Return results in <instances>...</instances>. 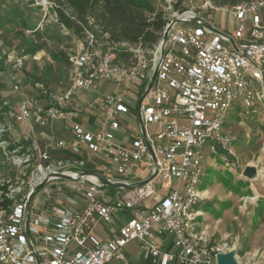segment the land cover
<instances>
[{
	"label": "built area",
	"instance_id": "built-area-1",
	"mask_svg": "<svg viewBox=\"0 0 264 264\" xmlns=\"http://www.w3.org/2000/svg\"><path fill=\"white\" fill-rule=\"evenodd\" d=\"M160 1L167 20L163 35L172 26L163 57L162 39L153 49H144L112 44L86 32L70 58L68 87L48 99L42 89L47 104L25 96L17 102L20 112L15 115L21 123L44 128L66 121L72 108L80 110L84 93L96 91L98 83H114L118 91L103 97L98 133L75 123L76 139L57 141L49 146L52 151H31L23 146L11 149L2 139L7 129L0 124V150L10 174L0 177V264H130L125 248L132 243L138 244L139 256L153 264H211L223 252L195 232L200 214L196 207L204 199L199 186L208 153L236 170L238 159L231 158L236 138L227 130L233 101L239 100L248 113L264 116L256 109L257 102L264 103V0L224 8L212 0ZM43 4L51 5L47 0ZM215 11L228 13L230 33L203 16ZM197 18L223 34L186 23ZM178 20L184 23H175ZM118 48L129 50L127 62L116 61ZM22 64L18 60L14 70ZM157 68L139 111L144 132L139 125L132 141L118 143L121 117L139 103ZM88 107L96 109L93 102ZM55 151L72 157L56 159L51 154ZM87 156L102 159L104 171L99 175L107 179L147 182L110 194L96 178L86 176L94 173L85 169ZM54 173L74 181L51 177ZM46 178L42 191L47 196L38 193L27 213L31 194ZM64 193L70 198L58 204ZM119 213L128 214L127 222L108 240L96 238L97 228L111 224ZM167 236L179 256L163 251Z\"/></svg>",
	"mask_w": 264,
	"mask_h": 264
},
{
	"label": "rangeland",
	"instance_id": "rangeland-1",
	"mask_svg": "<svg viewBox=\"0 0 264 264\" xmlns=\"http://www.w3.org/2000/svg\"><path fill=\"white\" fill-rule=\"evenodd\" d=\"M142 1L150 3L155 12L164 8V3L160 0ZM210 14L203 16L210 18L226 32L232 31L227 12L215 11ZM79 41L71 31L57 24L52 6L43 4V0H0V62L9 64L7 71L0 74V82L6 85L2 91L4 105L13 109L11 112H3L4 122L0 124L7 129L4 137L11 149L23 146L32 148L31 151L35 147L42 152L52 151L49 146L55 142L76 139L71 128L77 122L71 116L69 118V115L66 123H49L41 128L36 123H21L15 114L20 112L17 102L21 96L40 103L45 96L42 89L48 93V99L51 93L67 88L70 58ZM30 46L35 47V51L28 54L26 51ZM18 60L23 63L22 68L15 71L14 65ZM12 75L16 80H12ZM16 85L19 87L17 90ZM233 104V108L229 109L231 117L227 130L236 138L231 157L233 161L238 159L236 170L231 171L219 155L207 154L201 184L206 183L207 202L212 206L214 214L208 223L202 224L203 231L200 232L206 237L209 247L223 249L222 253L235 251L240 264H264V116L250 111L248 113L237 99ZM256 109L263 112L264 103L257 102ZM133 113L123 117L122 123L129 129L137 127L139 123L138 111ZM149 130L153 131L151 127ZM247 166L257 168V178H243L242 173ZM8 175V166L0 150V177ZM47 187L50 189L52 185ZM63 189L67 190L64 186ZM107 189L110 194L117 190ZM39 195L47 196L45 191H41ZM70 196L64 193L58 204L63 205L62 200H68ZM41 200L44 198L41 197ZM79 201L82 203V200ZM119 216L124 217L122 224H125L126 213H119ZM171 240L167 236L163 241V248L169 246ZM167 251L178 256L181 254L174 245ZM138 252L136 243L125 248L130 264H147L139 257ZM171 264L180 262L175 260ZM211 264H216V260Z\"/></svg>",
	"mask_w": 264,
	"mask_h": 264
},
{
	"label": "trees",
	"instance_id": "trees-1",
	"mask_svg": "<svg viewBox=\"0 0 264 264\" xmlns=\"http://www.w3.org/2000/svg\"><path fill=\"white\" fill-rule=\"evenodd\" d=\"M57 17V24L76 36L79 40L89 32L99 40L112 44H127L153 49L162 39L167 24L162 10L155 12L152 5L142 0H47ZM217 8H224L251 0H212ZM35 47L27 49L30 54ZM116 61L127 62L131 56L128 49L114 51ZM71 66V63H70ZM9 64L0 62V74L7 71ZM70 69V68H69ZM6 85L0 82V123L4 122L3 112H11L9 105H4L2 91ZM68 87V85H67ZM46 96H43V98ZM47 104L46 102H41ZM15 113V112H14ZM17 114V113H16ZM5 134L2 139H5ZM56 159L71 158L68 152L51 153ZM87 158H90L87 156ZM91 170V165L85 166Z\"/></svg>",
	"mask_w": 264,
	"mask_h": 264
},
{
	"label": "crops",
	"instance_id": "crops-1",
	"mask_svg": "<svg viewBox=\"0 0 264 264\" xmlns=\"http://www.w3.org/2000/svg\"><path fill=\"white\" fill-rule=\"evenodd\" d=\"M117 91H118V87L114 83H110V84H107L104 82L98 83L96 85V91H94V92L88 91V92L84 93L83 99H82L83 105H82V108L80 110H74L72 108L69 111V113H68L69 118L71 116V118L74 120V122H77L76 124H80L87 131H89L91 133H98L100 131L99 112L102 110V107H103V105H102L103 97L107 94L116 93ZM136 100L137 99L134 97L135 103H136ZM91 102H93L95 104L96 109L93 110V109H90L88 107V104ZM137 106H139L138 100H137V105L133 106L131 108L130 113L127 115L134 114L133 112L138 111L137 118L139 121V117H138L139 116V108ZM124 116H126V115H124ZM124 116L121 117L122 128L116 134V137H117L116 140L120 144H125V143L132 141V139L134 138L133 131L135 129H138L139 125H140V123H138L137 127L134 126L131 129H129L127 126H125L122 123ZM66 121H68V118ZM66 121H59V122L66 123ZM69 122H72V121L69 119ZM65 129L67 131V127ZM71 130H72V128H71ZM70 141H72V139L69 140V142ZM89 162L90 163H88V164L91 165L92 172H94L96 174H102L103 173L104 167H103L102 159H100V158L94 159V158L90 157ZM101 169H103V170L101 172H99ZM202 184L200 187V191L203 193L204 199L196 207V210L199 211V213H200L199 214L200 216L196 220L197 223L195 222V232L196 233H201L200 231H203L202 227H201L202 224L208 223L209 218L213 217V214H214L213 211L211 210L212 206H210V204L207 202V195L206 194H208V190H205L206 186H204V185H206V183H204L203 185ZM125 217L128 220L129 216L127 213H126ZM123 219H124V217L119 216V214H117L111 224L103 225V226L97 228L94 236L101 241L108 240L112 235H114L117 232V230L122 225H124V224H122ZM169 246H166V248H163V251H167ZM139 257L142 258L141 256H139ZM142 260L144 263L153 264L150 261H145L143 258H142Z\"/></svg>",
	"mask_w": 264,
	"mask_h": 264
},
{
	"label": "water",
	"instance_id": "water-1",
	"mask_svg": "<svg viewBox=\"0 0 264 264\" xmlns=\"http://www.w3.org/2000/svg\"><path fill=\"white\" fill-rule=\"evenodd\" d=\"M175 22V21H174ZM175 23H184L182 21H176ZM187 24H199V25H203L207 28H209L210 30H212L213 32L215 33H219V34H223L221 31H219L218 29H216L212 24L208 23L207 21L203 20V19H200V18H197L195 20H192V21H188L186 22ZM172 26H170L169 28H167L164 32V35L162 37V42H161V55L162 57L164 56V49H165V44L167 42V39H168V34H169V31H170V28ZM157 72H158V68H157V71L154 73L149 85H148V88H147V91L145 92V94L141 97L140 101H139V111L141 109V105H142V102L143 100L145 99V97L148 95V93L150 92L152 86H153V83L155 81V78H156V75H157ZM139 123H140V126H141V129L142 131L144 132V125H143V122L141 121V119L139 118ZM86 176H90V177H94L96 178V180L104 187H109V188H114V189H123V190H133L135 188H139V187H142L147 181H141V182H137V183H133V184H126V183H122V182H118V181H113V180H110V179H107L99 174H96V173H85ZM242 176L243 178L245 179H248V180H253L255 178H257L258 176V170L256 167L254 166H247L243 173H242ZM51 177H57L59 179H62V180H69V181H74V179H72L71 177H68L66 175H62L60 173H54L53 175H51ZM49 178V177H48ZM48 178H46V180H44L35 190L34 192L31 194L28 202H27V207H26V211L27 213L29 212L30 210V206H31V202L33 200V198L38 194L40 193L44 188L45 186L47 185V182H48ZM89 184H92L91 182H87ZM55 199H52V201H54ZM26 227H27V235H28V221L26 220ZM39 264V262H38ZM216 264H240L237 259H236V256H235V251H231V252H228V253H220L217 255L216 257Z\"/></svg>",
	"mask_w": 264,
	"mask_h": 264
},
{
	"label": "bare ground",
	"instance_id": "bare-ground-1",
	"mask_svg": "<svg viewBox=\"0 0 264 264\" xmlns=\"http://www.w3.org/2000/svg\"><path fill=\"white\" fill-rule=\"evenodd\" d=\"M90 180H91V181H94V179H93V178H90Z\"/></svg>",
	"mask_w": 264,
	"mask_h": 264
}]
</instances>
